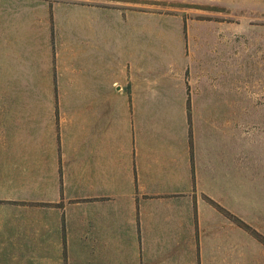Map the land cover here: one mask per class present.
Masks as SVG:
<instances>
[{
	"label": "rangeland",
	"instance_id": "374dc122",
	"mask_svg": "<svg viewBox=\"0 0 264 264\" xmlns=\"http://www.w3.org/2000/svg\"><path fill=\"white\" fill-rule=\"evenodd\" d=\"M104 136L155 169H89ZM1 232V264H264V0H0Z\"/></svg>",
	"mask_w": 264,
	"mask_h": 264
},
{
	"label": "crops",
	"instance_id": "0c3cea01",
	"mask_svg": "<svg viewBox=\"0 0 264 264\" xmlns=\"http://www.w3.org/2000/svg\"><path fill=\"white\" fill-rule=\"evenodd\" d=\"M107 136H104V139H97L94 145L89 146V169H155L153 161L150 159L145 160L148 157L147 153L149 152L147 147L144 146L142 140L134 141L135 144H132V139H127L125 136L123 139L120 137H112L114 139H107ZM186 152H187V163H186ZM190 148L184 149V162L185 165L183 169H191L190 165ZM187 164V166H186ZM171 169H175V165L172 163ZM50 212V215L60 216L58 208H50L46 211ZM43 228L45 229H56L57 231L61 229V225H55V227L43 223ZM49 227V228H47ZM112 227V226H111ZM115 229V228H114ZM112 229V230H114ZM40 245L43 248L44 253H61L63 248V240L61 234L55 237V240L48 237L47 232L43 231L40 235ZM16 234H5L0 233V253H9L8 247L12 248L11 253H16ZM115 247H119L120 243L118 241L114 242ZM20 246V245H18ZM14 248V249H13ZM121 253V251H117ZM1 264V263H0ZM117 264V263H116Z\"/></svg>",
	"mask_w": 264,
	"mask_h": 264
}]
</instances>
